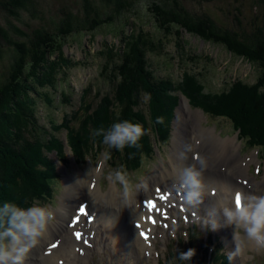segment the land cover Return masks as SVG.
Segmentation results:
<instances>
[{"label": "rangeland", "instance_id": "obj_1", "mask_svg": "<svg viewBox=\"0 0 264 264\" xmlns=\"http://www.w3.org/2000/svg\"><path fill=\"white\" fill-rule=\"evenodd\" d=\"M150 1L151 0H143V4L140 6L138 11L139 14H129V16H133L130 18V21L132 22L134 19L136 25H139L142 29L150 32L155 41H162L163 49L161 51L149 53L150 68L153 69L154 74L158 77H171L173 83H168L167 87L163 88V90L161 89L160 95L156 96L157 98H160L155 101L146 94L142 93L137 100V104L130 106L129 108V111H133L132 115L136 113L141 115L136 114L137 117L126 115L128 117L122 118L130 119L133 122H141L143 123L142 125L144 129L146 128V134L142 137L140 142L142 144L140 149L125 148L128 153H134L138 150L136 152V156L139 157V159L135 161L138 169L136 171H130L129 176H127L129 188L131 189L130 191L135 189L134 185H136L138 181L142 178H147L150 173H157L161 170L165 171L168 169L166 165H168L171 161H169L170 156H172L173 151L176 155V150L181 148V142L183 140L193 143L194 146V138H196V135L198 134L195 132L193 133L192 130L199 126V124L211 128V138L219 137L220 135L224 137L236 135L238 137L236 138V143L239 144L241 155L251 148V145L248 143L249 138L245 137V139L239 137L238 131L234 130L235 126L233 121L229 118L215 116L222 114L216 113L213 110L208 111V114H204V111L199 106L191 104V96L189 95L190 91L205 105H215L217 112H229L232 115H235L241 127L245 131H248V128L250 127L256 130V134L264 136L259 124L260 122L257 120L260 118L256 116L257 119H253L251 117L253 115V110L247 109L248 112L245 110L246 106H248L246 101L253 98V94L248 92V89H255L258 93L260 91V93L264 95V85H260V81H258L262 73L261 68L258 65L249 62L247 59L234 56L224 46L205 41L184 29L181 30L180 37L173 34H164L162 30L156 27L153 17L147 10V5ZM231 1L232 0H212L210 2H203L199 0H183V3L190 10L206 11L212 14L218 22L233 26L231 17L225 13L227 8L231 9L233 6ZM37 2L40 4L38 7L39 14L41 15L40 19H30L28 14L23 12V16L26 20H28L30 27L26 25H21V27L27 30L28 33H30L31 28L40 26L44 23H48L49 26H51L50 21L58 20L61 16V9H71L74 13H77L81 4L80 0H37ZM248 6L249 2L245 4L246 10H248ZM244 15L246 16V23L248 20H251L249 13L245 12ZM135 18H138V22ZM9 21H13L15 24L19 23V21H16L9 16L5 10L0 9V22L2 24H6ZM120 24L121 22L111 25L106 24L95 30L92 37H90L88 33L74 32L66 37V40L64 41V50L66 55L79 62L70 71H68L63 81H58V85L56 86L59 91L64 90L65 88L63 87L65 86L68 88L65 90L70 91V100L72 103H70V106L64 105L57 110H55L56 107H52V110L50 111H48L47 108L41 110V113L44 112L42 114L45 115L43 116V122L46 124V131L52 133L53 136L50 135L48 137L51 138L50 141L45 142L40 147H37L38 144H35L34 150L31 149V152L28 153L29 156L33 153H37L38 155L40 153V158L41 155L48 152L49 148L54 150L48 152V155H50L51 158L52 156L54 157V153L58 149L62 148V150L65 149L68 151V147H66L67 145L64 144L65 126L61 123L65 122L69 125L72 118H74L75 121H72L74 132L71 140L75 142V145L78 147L81 154H83L82 159L86 160L83 163V167L87 170L85 174L91 173L93 161L98 157V151L101 149L100 146H93V142L102 138L93 137L91 135L92 130L99 127H107L114 120L121 119L114 107V105L119 104L118 101L114 99V94H116V80L113 79H115V77H113V79L112 77H108V74L104 73V69L102 68L106 58H108L103 50L105 43L107 45H113L109 47H117L121 44V41L119 40ZM132 27L133 25L131 23L130 26L127 27V32L131 31ZM8 49L9 51L5 52L3 58H0V75L7 74L9 72V63L13 60L12 54L10 53L12 51L10 45L8 46ZM112 61L113 60H110L108 62L109 66H111ZM182 87L187 89L186 94L183 93V89H181ZM57 97V95H52L51 100L53 101L54 106L59 105L57 103ZM182 97L188 100L192 109L202 110L203 116L201 117L200 122L194 121L192 119V114L187 110H180L182 106ZM85 100L89 101L91 104V107L86 106V109L89 111L88 115L73 117L74 109L78 107V104H81ZM169 100L172 102L169 103ZM157 101L160 102L158 103ZM120 103L124 106L128 104L126 103V99L120 101ZM249 106H251V104H249ZM152 107L154 108L155 113L154 119L150 116ZM66 114L68 115L66 118L67 121H61L60 117ZM47 116L57 118V120L53 121L50 126ZM159 116L164 117V123L160 124L156 122V118ZM168 128L172 130L166 135V138L162 139V142L152 138V135H158V133L160 135L164 134V129L168 130ZM76 133L80 135L77 143L75 138ZM192 135L195 136L192 137ZM198 137H200V135ZM143 149L147 150V157L145 154L140 156V150ZM67 151L66 154L69 160L68 167H65L66 165H64L58 158L54 157V160L61 170V179H67L69 176L68 187L65 188L64 182L62 181L57 179L48 180L43 176L41 179L47 180L46 183H38L37 186H34V189L43 191L46 195H55V192H57L55 199H61L60 204L62 203L64 197L70 193L69 191L71 187L76 184V176L85 175L82 174V171L74 165L71 161L72 156L69 151L68 153ZM117 151L118 150L114 149L113 152L116 153ZM159 152L162 153V157ZM188 155L192 156V151L188 152ZM27 156L18 159L17 162H15V165L17 166L22 163L25 169H32V166L36 161H30L29 159L26 160L25 157ZM143 156H145L144 159L142 158ZM28 163L29 166L26 167ZM160 164L163 165L159 166ZM37 165L38 163L36 162L34 170L37 169ZM155 166L158 167L154 168ZM19 167L20 166L15 167L13 172L16 173L19 171ZM12 174L14 175V173ZM23 177L24 180L26 178L30 179L31 174H25ZM157 181L158 180H152L148 190L152 187V184ZM54 183L60 184L59 190ZM115 185L116 184H112V186ZM8 187H10L9 179L6 180L2 191L0 190V196L8 197L7 201L18 202L22 201V199L27 196L25 193H19L21 190L17 191V188L15 187H12V190H10V188L7 191L6 189ZM27 191L28 190L24 187L23 192ZM78 201L79 198L76 202ZM220 223L224 225L223 221H220ZM52 226L55 231L54 234L48 236L44 233L41 237L42 242H44V240H50L55 236L56 232L63 229V226L60 227L55 220ZM52 226H50V228ZM49 229L47 228V230ZM38 248L39 247L34 246L28 255L38 251ZM244 249H246V247H244ZM76 262L77 260L74 256L69 254L67 264H75ZM249 262L251 264H255L254 260ZM246 264H248V262H246Z\"/></svg>", "mask_w": 264, "mask_h": 264}, {"label": "trees", "instance_id": "obj_2", "mask_svg": "<svg viewBox=\"0 0 264 264\" xmlns=\"http://www.w3.org/2000/svg\"><path fill=\"white\" fill-rule=\"evenodd\" d=\"M80 1L81 4L77 13L71 9H61L59 19L50 21L52 27L48 23H44L31 28V34L21 27V25L30 27L28 20L23 16V12L27 13L30 19H40L41 15L38 10L40 4L37 0L0 1V9L5 10L14 20L19 21L18 24L13 21L6 24L0 22V58H3L5 52L9 51V45L13 57L12 62L9 63V72L0 75L1 191L8 179L10 187L6 189L7 191L15 187L17 191L21 190L19 193H26L23 192L22 184L24 183L28 189L27 195L35 192L34 186H37L38 183H46L39 178V171L34 170L36 162L42 159L39 158L40 153L39 155L33 153L30 156L28 153L31 152V149L34 150L35 144L40 147L51 139L48 137L52 133H48L44 129L46 124L43 122L41 110L47 108L50 111L52 107H56L55 110H57L64 105L70 106L72 103L70 91H66L68 88L65 86L63 88L66 90L59 91L56 86L58 81H63L68 71L79 62L68 57L64 50V41L71 33H88L92 37L93 32L100 27L121 22L119 26L121 44L117 47H109L113 45L105 43L103 50L108 58L104 55L106 60L102 66L108 77H112V79L115 77L113 80H116V94H114L116 99H114L119 104L114 105V107L121 119L128 116L137 117L136 114L141 115L138 113L132 115L133 111H129V108L137 104L142 93L155 101L160 98L156 97L160 95V90L167 87L168 83H173L171 77H158L150 68L149 53L161 51L163 49L162 41H155L150 32L136 25L134 19L132 22L130 21L133 16H129V14L138 15L143 0ZM199 1L210 2L212 0ZM247 2H249L248 10L245 8ZM231 3L233 6L231 9L227 8L225 13L231 17L233 26L218 22L212 14L206 11L188 9L183 0H151L147 5V10L153 17L156 27L162 30L164 34L180 37L181 30L184 29L205 41L224 46L234 56L242 57L258 65L262 71L258 81H260V85H264V0H232ZM245 12L249 13L251 18L247 23L245 22ZM135 19L138 22V18ZM131 23L133 27L131 31L127 32V27ZM110 60H113L111 66L108 63ZM181 89L186 94L187 89L184 87ZM247 91L253 94V98L249 100L250 102L246 101L248 106L245 110L248 112L247 109H252L253 115L251 117L253 119L260 118L257 120L260 122L264 133V95L255 89H248ZM53 94L58 96L57 103L59 105H53L51 100ZM189 95L191 96V104L199 106L205 111L213 110L229 117L235 128H239L241 134L249 137L250 143L261 144L264 147V136L256 134V130L250 127L248 131H245L235 115L229 112H217L215 105H205L191 91ZM124 99L128 103L126 106L120 103ZM170 102L172 101L169 100ZM77 106L74 109L73 117L81 116L83 111V115H88L89 111L86 106L91 107L89 101L85 100ZM150 112L151 118L154 119L153 107ZM67 117V114L62 115L61 121H67ZM47 118L50 126L53 120H57V118L50 116ZM61 124L65 128L69 127L65 122ZM69 129L72 137L73 127L70 126ZM169 129H164L165 133L162 135L157 132L158 136L164 137ZM75 138L77 143L80 135L76 133ZM101 140L100 138L95 141L101 144ZM75 150L77 151L76 148ZM61 151L62 149H58V152ZM123 152L127 159L131 157L130 153H133H128L125 149ZM24 156H27L25 157L26 160L36 161L32 169H25L21 163L17 165L20 166L19 171L13 172V169L17 167L15 162ZM46 163L48 170L54 171V166L48 161ZM28 166L29 163L26 167ZM25 174H31V179L24 180V182L20 181V177ZM41 193L46 194L38 190L32 195L39 196ZM31 196L22 200L25 199L24 202H27ZM7 199L8 197L0 196V205Z\"/></svg>", "mask_w": 264, "mask_h": 264}, {"label": "clouds", "instance_id": "obj_3", "mask_svg": "<svg viewBox=\"0 0 264 264\" xmlns=\"http://www.w3.org/2000/svg\"><path fill=\"white\" fill-rule=\"evenodd\" d=\"M156 122L164 123V117H157ZM145 134L143 125L130 119H116L107 127H99L91 132L93 137H102L101 142L105 146L102 154L104 160L111 158L112 149L121 152L126 147L140 149L142 147L140 142ZM191 151L192 145L186 144L180 157L187 159V153ZM134 155L135 153L130 154V156ZM206 168L207 162L201 157L196 160V163L178 170L173 187L183 194L187 203L198 205L202 201L206 192L203 178ZM110 179L123 183L125 203L130 207L131 193L127 173L116 169L111 173ZM237 193L239 203H237ZM219 214L223 217L225 224L235 228L236 247L234 251L228 253V261H232L241 252V241L238 235L240 230H243L247 240L252 242L258 250L264 249V194H245L239 190L235 192L229 190L226 202L220 206ZM52 219V211L38 202L27 207L12 201L3 202L0 205V264H24L28 253L44 235ZM204 226L216 229L220 227V223L213 219L206 221ZM195 253L194 248L181 251L178 256L169 260L168 264L190 262Z\"/></svg>", "mask_w": 264, "mask_h": 264}, {"label": "bare ground", "instance_id": "obj_4", "mask_svg": "<svg viewBox=\"0 0 264 264\" xmlns=\"http://www.w3.org/2000/svg\"><path fill=\"white\" fill-rule=\"evenodd\" d=\"M181 104H182V106H181L180 110L181 109L187 110L189 113L192 114V119L194 121L200 122L201 117L203 116V112H202L201 109H192L191 106L189 105L188 100L186 98H184V97L181 98ZM42 113H44V112H42ZM43 116H45V115H43ZM53 121H56V120H53ZM147 122H149V121H147ZM73 123H75V122H73ZM141 124H143V123H141ZM40 126H41V124H40ZM44 129L46 130L47 128H44ZM39 131H41V130H39ZM49 131H51V130H49ZM192 131H193V133L195 132L196 134L200 135V137L202 139L201 142H200L202 157L203 158H210V161H211V165L210 166H213L214 164H219L220 162L221 163H223V162L228 163L232 159L239 158L240 148H239V144L236 143V136H228V137L219 136V137H212L211 138L210 137L211 128L210 127H207V126H202L201 124H199V126L195 127ZM55 133H56V131H55ZM57 138H58V136H57ZM186 144H191L193 146V143L187 142V141L183 140L181 142V148H179V149L176 150V155L174 154V151H173L172 156L170 157V160L171 161L169 162V168L168 169H166L165 171L161 170V171H159L157 173L152 172L147 178H143L141 180V183L143 184L142 186L135 187L134 190L130 191V193H131V201L132 202L134 200H136V198L139 197L141 194L147 193V190L150 187V183H151L152 180H161V182L174 181V180H176V176H177L178 170L180 168H182L184 166H187V165H191V164L196 163L195 161L192 160V156L191 155H188V153H187V159H182L180 157V153L184 151V146ZM68 151H69V149H68ZM68 151H67V153H68ZM206 154L208 156H206ZM85 175L84 176L83 175H81V176H78L77 175L76 176V184L73 187H71V189L69 191L70 193L64 197L62 203L59 205L58 209L56 210V213L54 215V217H55L54 220L56 221V223L60 227H62V225L60 224L57 216L59 218H64L63 220H65L66 217L68 216V214L72 210L73 203H75V201L78 198L80 200L82 198L87 197L86 186L88 184V181L87 180L90 177L91 173L90 174H85ZM64 182H65L64 183V186H65V188H67L68 185H69V176H68L67 179L64 178ZM142 189L145 190V192H142ZM124 192L125 191H123L122 189H119L117 187V185H115V186H112L111 185V187H110V189L108 191L107 197L108 198H112V197L115 198L116 197V202L117 203L118 202L121 203V208H125L127 206V204L125 203ZM210 203L217 204L214 199H211L209 201V205H210ZM116 204L114 205V207L116 206ZM53 223H54V221H53ZM50 226H52V224H49L47 228L49 229ZM221 226L224 227V225H222V224H221ZM108 240L110 241L111 245L114 246L113 241H111V239H108ZM41 243H42V240L40 238L39 241H38V243L35 246L39 247L41 245Z\"/></svg>", "mask_w": 264, "mask_h": 264}, {"label": "snow or ice", "instance_id": "obj_5", "mask_svg": "<svg viewBox=\"0 0 264 264\" xmlns=\"http://www.w3.org/2000/svg\"><path fill=\"white\" fill-rule=\"evenodd\" d=\"M156 192H157V193H161L162 190L158 188V189H156ZM160 199H167V196L162 194V195L160 196ZM143 203H144V206H146V207L148 208L149 212H151V211H160V209L157 207V202H156L155 200H152V199H145ZM237 203H239V194H238V193H237ZM165 214H166V213H165ZM81 215H83V216H87L88 219H89V221H91V219H92L90 213H88V211H87V207H86L85 205H80V206L78 207V215L75 216V217L73 218V220L71 221V224H72L73 226H75V225L78 223V221H79ZM147 219H148L151 223H153V224L156 223V220H155L153 217H151V216L147 217ZM165 227H167V225H165ZM137 228H140V225H138ZM140 235H141L145 240H148V239H149L147 233L144 232V231H141V232H140ZM74 236H75V238H76L77 240H82V239H83V234H82L81 232H79V231L74 232ZM83 243L87 244L88 241H87V240H83ZM58 244H59V242L52 243V244L50 245V250L56 248V247L58 246Z\"/></svg>", "mask_w": 264, "mask_h": 264}]
</instances>
